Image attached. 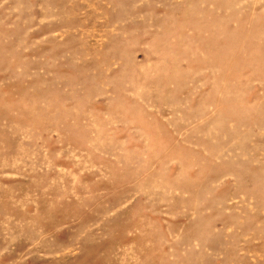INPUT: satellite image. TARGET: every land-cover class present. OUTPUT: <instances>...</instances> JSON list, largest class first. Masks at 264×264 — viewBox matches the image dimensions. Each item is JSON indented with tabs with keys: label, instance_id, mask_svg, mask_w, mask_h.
Wrapping results in <instances>:
<instances>
[{
	"label": "rangeland",
	"instance_id": "374dc122",
	"mask_svg": "<svg viewBox=\"0 0 264 264\" xmlns=\"http://www.w3.org/2000/svg\"><path fill=\"white\" fill-rule=\"evenodd\" d=\"M0 264H264V0H0Z\"/></svg>",
	"mask_w": 264,
	"mask_h": 264
}]
</instances>
